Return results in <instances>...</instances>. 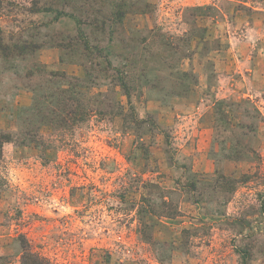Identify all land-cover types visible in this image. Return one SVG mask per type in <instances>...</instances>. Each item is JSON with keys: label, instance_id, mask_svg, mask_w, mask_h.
<instances>
[{"label": "rangeland", "instance_id": "374dc122", "mask_svg": "<svg viewBox=\"0 0 264 264\" xmlns=\"http://www.w3.org/2000/svg\"><path fill=\"white\" fill-rule=\"evenodd\" d=\"M261 59L264 0H0V264H264Z\"/></svg>", "mask_w": 264, "mask_h": 264}, {"label": "crops", "instance_id": "0c3cea01", "mask_svg": "<svg viewBox=\"0 0 264 264\" xmlns=\"http://www.w3.org/2000/svg\"><path fill=\"white\" fill-rule=\"evenodd\" d=\"M263 59V58H262ZM259 60V66H256L255 64V60H253V66L250 68V78H249V81L248 83L252 86H254L256 83H254V80H259V86L260 88H262V91L257 93L255 89H249L247 90L246 94H244L245 97H248V101L257 109L262 112L263 114V111H264V78H259L257 77V75H261L262 73V68H264V61L263 60ZM255 87V86H254ZM220 94V93H219ZM218 96V95H217ZM220 98H224V95L223 94H220ZM263 105V106H262ZM227 124H225V128H226ZM224 132V130H222ZM255 132L251 133V134H254Z\"/></svg>", "mask_w": 264, "mask_h": 264}, {"label": "trees", "instance_id": "16d2710c", "mask_svg": "<svg viewBox=\"0 0 264 264\" xmlns=\"http://www.w3.org/2000/svg\"><path fill=\"white\" fill-rule=\"evenodd\" d=\"M124 86V85H123ZM20 264H53L47 257L38 251L27 239H20Z\"/></svg>", "mask_w": 264, "mask_h": 264}]
</instances>
